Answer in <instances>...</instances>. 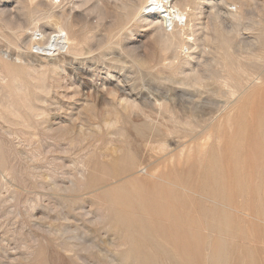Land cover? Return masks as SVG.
<instances>
[{"label": "rangeland", "instance_id": "obj_1", "mask_svg": "<svg viewBox=\"0 0 264 264\" xmlns=\"http://www.w3.org/2000/svg\"><path fill=\"white\" fill-rule=\"evenodd\" d=\"M82 1L0 0V264H264V189L252 202L220 185L225 142L215 140L264 86V0H191L189 49H166L154 25L129 22L116 0ZM214 6L240 16L239 39L253 50L226 49ZM56 22L72 39L68 55L59 51L68 62L47 51L50 40H36L41 29L56 35ZM69 62L102 70L82 78ZM116 74L129 80L126 95ZM222 192L234 206L218 205ZM235 199L253 213L237 212ZM172 209H189L192 225L170 219Z\"/></svg>", "mask_w": 264, "mask_h": 264}, {"label": "bare ground", "instance_id": "obj_2", "mask_svg": "<svg viewBox=\"0 0 264 264\" xmlns=\"http://www.w3.org/2000/svg\"><path fill=\"white\" fill-rule=\"evenodd\" d=\"M30 1V0H29ZM32 1V0H31ZM50 7H54V6H60L62 4V2L64 0H47ZM74 0H68V2L71 4L73 3ZM76 1V0H75ZM117 2H119V7L121 9L124 10V12L126 11L127 16H128V20L129 22L132 20H139L141 22H146L148 25H154L155 31L158 32L159 34V40H161L162 44L164 45V47L166 49H170L172 47H176V48H183L186 47V49H189L191 46L187 47V43L186 40H192V42L195 44L196 40L194 36L195 34V30H194V25H190V17H191V8H190V2L191 0H139L138 3L135 2V0H116ZM197 1V0H196ZM232 1V0H231ZM81 2L86 3L84 1L81 0ZM113 2V1H112ZM202 2V0H201ZM226 0H223V3H225ZM67 3V4H69ZM97 3V2H96ZM99 3V2H98ZM101 3V2H100ZM193 3V2H192ZM199 3V2H198ZM215 3V2H214ZM66 4V3H65ZM227 4V3H226ZM37 5V4H36ZM74 5V4H73ZM197 5V4H196ZM215 5V4H213ZM245 5V4H244ZM247 5V4H246ZM93 6V5H92ZM99 6V5H98ZM193 6V5H191ZM195 6V5H194ZM199 6V5H198ZM201 6V4H200ZM73 8V7H72ZM188 8V10H186ZM190 8V9H189ZM212 8V7H211ZM100 9V8H99ZM194 9V7H193ZM35 10V9H34ZM45 10V9H44ZM70 11V9H68ZM199 10V9H198ZM85 11V10H84ZM194 11V10H193ZM34 12V11H32ZM37 12V11H36ZM71 12V11H70ZM86 12V11H85ZM95 12V11H94ZM195 12H196V8H195ZM198 12V11H197ZM69 13V12H67ZM225 13V12H224ZM222 13V10L220 7L216 8L214 6V12L213 14L210 16L211 17V21H213V26L216 30H218L219 34V40H223L224 45H226V49L231 51L232 55L238 56L237 54V49L240 48L239 44H242V49L244 53H248L250 52L253 46L254 42H250L248 43H244V41H242L241 39H239L240 35H241V28L244 26L243 22H240V19H237V15H233V14H224ZM49 16L48 19H55L57 18V16L53 13V12H49L48 13ZM98 15H100L99 13H96ZM198 14V13H197ZM237 14V13H236ZM32 15V14H30ZM41 15V14H40ZM43 15V14H42ZM119 15V14H118ZM200 15V14H199ZM207 15V14H205ZM46 16V14H45ZM59 16V14H58ZM103 16V15H102ZM193 16V15H192ZM208 16V15H207ZM40 17V16H39ZM42 17V16H41ZM40 17V18H41ZM195 17V16H194ZM206 17V16H205ZM240 17V16H239ZM238 17V18H239ZM29 18V17H28ZM33 18V17H32ZM46 18V17H45ZM68 18V17H66ZM119 18V16H118ZM43 19V18H41ZM103 19V18H102ZM121 19V18H120ZM196 19V18H195ZM202 19V18H201ZM40 20V19H39ZM122 20V19H121ZM197 20V19H196ZM243 20V19H242ZM202 21V20H200ZM204 21V20H203ZM207 20L205 19V22ZM30 22V21H29ZM35 22V21H34ZM37 22V21H36ZM192 22V21H191ZM199 22V21H198ZM208 22V21H207ZM210 22V21H209ZM65 23V22H64ZM135 23H138L135 22ZM31 24V23H30ZM122 24V23H121ZM132 24V23H131ZM130 24V26H131ZM202 24V23H201ZM258 24V23H257ZM47 25V24H46ZM52 25V24H51ZM55 28H56V35H51V33H54L55 31H47L46 29H41L42 31H38L39 35L38 38L36 40H50L49 42V48L47 49L48 52H58V60H61L62 62L65 61H70L69 59H67L65 57V55H62L61 53L59 54V51L62 49H65V54L66 52H68L70 49L69 46V42L70 37L68 35L67 32H65L64 27L62 26V24L59 23H55ZM52 25V26H54ZM66 25V24H65ZM64 25V26H65ZM198 25V24H197ZM200 25V24H199ZM203 25V24H202ZM201 25V26H202ZM32 26V25H31ZM74 26V24H73ZM129 26V27H130ZM120 27V26H119ZM118 27V28H119ZM199 27V26H198ZM30 28V27H29ZM41 28V27H40ZM49 28V27H48ZM117 28V31H118ZM126 28V27H125ZM213 28V29H214ZM38 29V28H37ZM51 29V28H50ZM68 29V28H66ZM170 31H169V30ZM208 29V28H207ZM247 30H251L249 26L246 27ZM49 30V29H48ZM198 30L200 31V29L198 28ZM264 30V29H263ZM72 31V30H71ZM123 31V30H122ZM168 31V32H167ZM213 31V30H212ZM35 32V31H34ZM154 32V31H152ZM156 32V33H157ZM216 32V31H215ZM201 33V32H200ZM71 34V33H70ZM119 34V33H118ZM203 34V33H202ZM120 35V34H119ZM197 35V34H196ZM210 35V34H209ZM254 35V34H253ZM33 36V35H32ZM203 36V35H200ZM205 36V34H204ZM214 36V35H212ZM15 37V36H14ZM74 37V36H73ZM123 37V36H121ZM34 38V37H33ZM200 38V37H199ZM122 39V38H121ZM93 40V39H92ZM213 40V39H211ZM198 41V40H197ZM191 42V41H190ZM199 42V41H198ZM156 43V42H155ZM72 44V43H71ZM189 44V43H188ZM197 44V43H196ZM256 44V43H255ZM193 45V44H192ZM201 46V44H200ZM215 46V45H214ZM48 47V46H47ZM109 47V46H108ZM193 47V46H192ZM195 47V46H194ZM198 47V46H197ZM72 49L73 46H72ZM111 49V48H110ZM185 49V48H184ZM76 50V49H75ZM105 50V48H104ZM108 50V49H107ZM74 51V50H73ZM109 51V50H108ZM179 51V50H178ZM72 52V51H71ZM181 52V51H180ZM264 53V52H263ZM8 54V53H7ZM51 54V53H50ZM71 54V53H70ZM74 54V53H73ZM72 54V55H73ZM79 54V53H78ZM180 54V53H179ZM257 54V53H255ZM68 55V54H66ZM80 55V54H79ZM244 55V54H243ZM259 52H258V56H259ZM8 58V55H5ZM74 56V55H73ZM246 56V55H245ZM255 56V55H254ZM75 57V56H74ZM172 57V56H171ZM18 58V57H17ZM78 58V57H77ZM166 58V57H165ZM240 58V57H239ZM10 59V57H9ZM79 59V58H78ZM102 59V58H101ZM106 59V58H105ZM236 59V58H235ZM249 60V58H247ZM76 60V57L75 59ZM84 59H82L83 62ZM104 60V59H103ZM140 60V59H139ZM224 60V59H223ZM222 60V61H223ZM238 60V59H237ZM244 60V59H243ZM81 61V60H80ZM90 61V60H89ZM99 61V60H98ZM112 61V60H109ZM16 62V61H15ZM60 62V61H59ZM75 62V61H74ZM100 62V61H99ZM107 62V61H106ZM118 62V61H117ZM238 61H236L235 63H237ZM54 63V62H53ZM80 63V62H79ZM103 63V62H102ZM64 64V63H63ZM69 65V67L71 68L72 73H75L77 76L82 77V78H86V77H93L95 75L96 72H98L99 75V71L102 70L100 68H98L97 66H92L89 65L87 67H81V68H76L74 67L72 64L67 63ZM82 64V63H80ZM95 64V63H93ZM134 64V62H133ZM238 64V63H237ZM246 64V63H245ZM260 64V63H258ZM57 65V64H56ZM102 65V64H101ZM104 65V69L106 68L107 70L109 68H116L115 64H103ZM67 66V65H65ZM118 66V65H117ZM121 66V64H120ZM224 66V65H223ZM58 67V66H57ZM123 67V66H122ZM118 68V67H117ZM239 68V67H238ZM11 69V67H10ZM103 69V70H104ZM119 69V68H118ZM227 69V68H226ZM241 70V69H240ZM11 73V70H9ZM109 71V70H108ZM107 71V72H108ZM120 72L121 67H120ZM238 71V70H237ZM243 71V70H242ZM248 71V70H247ZM228 72V71H227ZM263 72V71H262ZM106 73V72H105ZM110 73V72H109ZM108 73V75H109ZM229 73V72H228ZM245 73V72H244ZM250 73V72H249ZM261 73V72H260ZM127 74V73H126ZM172 74V73H171ZM12 75V74H11ZM29 75V74H28ZM107 75V76H108ZM117 75V74H116ZM124 75V73H123ZM121 76V75H117L114 76L117 80L116 84H115V88L117 90H119L122 94H125V92H127L128 88L125 87H121L120 85H123L125 82H128V78L125 76ZM174 75V73H173ZM231 75V74H230ZM234 75V73H233ZM247 72H246V76H247ZM252 75V74H251ZM227 76V75H226ZM253 76V75H252ZM258 76V75H257ZM113 77V76H112ZM113 77V79H114ZM138 77V76H137ZM140 77V76H139ZM232 77V76H231ZM234 77V76H233ZM245 77V76H244ZM251 77V76H250ZM224 78V77H223ZM240 78V77H239ZM249 78V77H248ZM107 79V78H105ZM235 79V77H234ZM133 80V79H132ZM179 80V79H178ZM219 80V79H218ZM228 81L230 79H227ZM112 81V80H111ZM136 81V80H135ZM141 81V79L139 80ZM231 81V80H230ZM239 81V80H238ZM244 81V80H243ZM247 81V80H246ZM44 82V81H43ZM106 82V81H104ZM170 82V81H169ZM226 82V81H225ZM245 82V81H244ZM88 83V82H87ZM13 84V83H12ZM91 84V83H90ZM130 84V83H129ZM128 84V85H129ZM134 84H136L134 82ZM241 84V83H240ZM239 84V85H240ZM141 85V84H140ZM228 85V84H227ZM260 85V84H259ZM258 85V86H259ZM16 86V85H15ZM103 86V85H102ZM130 86V85H129ZM221 86V85H220ZM243 86V85H241ZM97 87V86H96ZM100 87V86H99ZM137 87V85H136ZM183 87V86H182ZM190 87V86H189ZM195 87V86H194ZM223 87V86H222ZM225 87V86H224ZM223 87V88H224ZM229 87V86H228ZM18 88V87H17ZM20 88V87H19ZM87 88V87H86ZM92 88V87H91ZM98 88V87H97ZM104 88V87H103ZM131 88H133L131 86ZM227 88V87H226ZM242 88V87H241ZM110 89V88H109ZM171 89V88H170ZM225 89V88H224ZM231 89V88H230ZM131 90V89H130ZM233 90V89H231ZM23 91L22 89L20 90V92ZM129 91V90H128ZM134 92V91H133ZM141 92V91H140ZM139 92V93H140ZM229 92V91H228ZM129 93V92H128ZM138 93V94H139ZM153 93V92H152ZM190 93V92H189ZM232 93V92H230ZM3 94V93H2ZM25 94V92H24ZM137 94V95H138ZM141 94V93H140ZM229 94V93H228ZM6 95V94H5ZM131 95V94H130ZM129 95V96H130ZM234 95V93H233ZM236 95V94H235ZM97 96V95H96ZM121 96V95H120ZM230 96V95H229ZM240 96V94H239ZM248 96V95H247ZM250 96V95H249ZM251 99L249 102H245L244 104H241V106L239 105L237 114L234 115L232 118L227 117V121H228V125L227 123L225 125L229 126L225 128H227L226 130L223 131L222 136L219 138L217 137L218 142H222L224 141L225 143V147L222 148L221 152H220V157H221V161H222V165L225 168V172L222 176H220V178L218 179V182L220 185L225 186L227 191L230 190L231 193L238 195L240 193H242L243 195H245L247 197V201L251 200L253 201H257L259 198V194L257 193V188H263L264 189V86H259V88H257L254 92H252L251 95ZM131 97V96H130ZM134 97V96H133ZM141 97V96H140ZM42 98V97H41ZM127 98V97H126ZM134 100H137L138 98L134 97ZM142 98V97H141ZM165 98V97H163ZM23 99V98H22ZM43 99V98H42ZM132 99V98H131ZM152 99V98H151ZM150 99V101H151ZM155 99V98H154ZM158 99V98H157ZM232 99V98H231ZM25 100V99H24ZM38 100V98H37ZM148 100V99H147ZM156 100V99H155ZM27 100H25L26 102ZM41 101V100H40ZM125 102V101H124ZM157 102V101H155ZM30 103V102H29ZM216 103V102H215ZM221 103V102H220ZM151 104V103H150ZM219 104V103H218ZM240 104V103H238ZM219 106V105H218ZM195 107V106H194ZM193 107V108H194ZM34 108V107H33ZM236 108V107H235ZM214 109V108H213ZM221 109V108H220ZM225 110V109H224ZM234 110V109H233ZM17 114H18V110ZM13 110V112H16ZM158 111V110H157ZM201 111V110H200ZM232 111V110H231ZM230 111V112H231ZM229 112V114H230ZM202 113V111H201ZM207 113V112H206ZM240 113V115H239ZM16 114V115H17ZM38 114V113H37ZM41 114V113H40ZM129 114V113H128ZM205 114V113H204ZM232 114V113H231ZM34 116V115H33ZM113 116V115H112ZM205 116V115H204ZM226 115H224L225 117ZM231 116V115H230ZM30 117V116H29ZM161 117V116H160ZM127 119V118H126ZM225 119V120H226ZM102 120V119H101ZM129 120V119H128ZM224 120V123L226 122ZM105 121V120H104ZM103 121V122H104ZM197 121V120H196ZM223 124V122L221 123V125ZM186 126V125H185ZM218 126V125H217ZM223 126V128H224ZM222 126H220L219 123V127L221 128ZM196 128V127H195ZM194 128V129H195ZM176 129V128H175ZM197 129V128H196ZM212 129V128H211ZM179 130V129H178ZM218 130V129H217ZM220 130V129H219ZM226 131V132H225ZM159 132V131H158ZM188 132V131H187ZM215 130H212V133L214 135ZM219 132V131H218ZM191 133V132H190ZM211 133V132H208ZM217 133V132H216ZM226 133V134H225ZM167 134V133H166ZM207 134V133H205ZM220 134V133H219ZM218 134V135H219ZM125 135V133H124ZM210 136H208V139H210L209 137H211V134H209ZM170 137V136H169ZM203 137V136H202ZM200 138L201 140H204L203 138ZM205 137V136H204ZM215 137V136H214ZM207 138V136H206ZM205 138V139H206ZM213 138V137H212ZM207 139V140H208ZM214 140V138H213ZM171 141V140H170ZM206 142V140H205ZM215 142V141H214ZM220 142V143H221ZM216 143V142H215ZM219 143V145H220ZM201 144V143H200ZM199 144V145H200ZM207 144V143H206ZM205 144V145H206ZM223 144V143H222ZM221 144V145H222ZM204 145V148H206L207 146ZM203 147V145H202ZM213 147V146H212ZM200 149V148H199ZM207 150H209V146L207 148ZM215 150V149H214ZM218 150V148L216 147V151ZM203 151V150H200ZM210 154V153H209ZM208 154V155H209ZM181 155V154H180ZM206 156V155H205ZM204 157V156H203ZM203 157L202 159V163L205 162L206 160H209L211 158V156L206 160L204 159L203 161ZM198 158V159H200ZM196 159V160H198ZM218 159V158H216ZM245 159V161H243ZM195 160V159H194ZM193 162L195 163L196 161ZM220 160V159H218ZM210 162V161H208ZM187 164V163H185ZM197 164H199V160L197 161ZM196 164V165H197ZM206 164V163H205ZM204 164V165H205ZM199 166V165H198ZM221 166V165H220ZM205 167V166H203ZM200 168V167H199ZM196 169H198V167H196ZM204 169V168H203ZM196 171V170H195ZM211 171V169H210ZM209 171V173H211ZM187 173V172H186ZM207 172V175H210ZM204 174V173H203ZM198 175V174H197ZM206 175V176H207ZM164 176V175H162ZM159 177L158 180L165 183H169L171 180L165 179L163 177ZM176 176V175H175ZM194 176V174H193ZM171 177V176H169ZM198 177V176H197ZM201 177V176H200ZM199 178V177H198ZM202 178V177H201ZM200 178V179H201ZM203 179V178H202ZM174 180H176L177 182L181 181V177H176ZM182 182V181H181ZM180 182V183H181ZM202 182V181H201ZM203 182H207V181H203ZM202 182V184H203ZM172 183V182H171ZM174 183V182H173ZM177 184V183H176ZM195 183H193L194 185ZM200 184V183H199ZM179 185V184H178ZM181 188L183 190H196L197 188L192 187V188H188L187 186L184 185V183L180 184ZM191 185V184H189ZM190 187V186H189ZM203 189V188H202ZM234 190V191H233ZM193 194V193H192ZM232 194V195H233ZM262 194V192H261ZM198 195V194H197ZM196 195V196H197ZM177 196V195H176ZM200 197V195H198ZM236 197V196H235ZM242 197V196H241ZM171 198V197H170ZM204 198V197H203ZM244 199V198H243ZM204 200H206L204 198ZM229 198L226 197V194L224 192H222L220 194V197L218 198V205L220 204H225L227 207H231L234 206V204H232L231 201H228ZM236 200V199H235ZM211 201V200H210ZM228 201V202H227ZM170 202V201H169ZM212 202V201H211ZM210 202V203H211ZM237 206L235 208L237 212H239L240 210H243V212H246V214L248 213V211L252 212V210L250 209V207L246 206L245 211L244 207L242 209V205H241V200H236L235 203H237ZM256 203V202H255ZM133 203H130L128 205H131ZM217 204V203H215ZM122 205V204H121ZM137 205V204H136ZM155 204H152V206ZM165 205V204H164ZM161 203H157L156 206V210L159 211V207L160 208H164L165 210H169V207L164 206ZM211 205V204H210ZM209 205V206H210ZM241 205V206H240ZM258 205V204H257ZM126 206V205H125ZM123 207V206H122ZM133 207V206H132ZM234 208V207H233ZM124 209V207H123ZM125 209H130L128 206ZM133 209V208H131ZM130 209V211H131ZM228 209V208H227ZM230 210V209H228ZM257 210V209H256ZM122 211V210H121ZM134 211V210H133ZM132 211V212H133ZM155 211V213L157 212ZM170 211V210H169ZM235 211V210H234ZM128 212V211H127ZM126 212V214H127ZM131 212V213H132ZM162 212H164L162 210ZM258 212V211H257ZM123 213V212H121ZM139 213V212H136ZM158 213V212H157ZM168 213V212H167ZM235 213V212H234ZM241 213V212H240ZM253 213V212H252ZM120 214V212H119ZM130 214V213H129ZM164 213H162L163 215ZM168 217H170V219L174 220V219H178V220H183L188 222V224L192 225V217H189L190 214V210L188 209L185 212H182V210H174L172 209V211L170 213H168ZM121 215V214H120ZM124 215V214H123ZM135 215V214H134ZM249 214H247L248 216ZM119 216V215H118ZM122 216V215H121ZM125 216V215H124ZM131 216V215H130ZM151 216V215H150ZM157 217V216H156ZM202 217V216H201ZM249 217V216H248ZM127 218V217H126ZM219 219H221V217H218ZM252 218V217H251ZM206 219V218H205ZM123 220V219H122ZM195 220V219H194ZM257 220V219H256ZM134 223V222H133ZM204 224V223H203ZM169 225V224H168ZM195 225V224H194ZM198 225V224H197ZM196 225V228L199 227ZM205 225V224H204ZM175 226V225H174ZM129 227V226H128ZM133 227V226H131ZM129 227V228H131ZM138 227V226H137ZM206 227V226H205ZM122 229V227H120ZM134 228V227H133ZM132 228V229H133ZM155 229H158V227H154ZM154 228H152L154 230ZM193 230H195V227H192ZM216 228V227H215ZM171 230L174 231H178L180 228L179 226H176L173 228V226H170ZM129 230V229H128ZM127 230V231H128ZM135 230H143L140 228H135ZM206 230V229H205ZM228 230V229H227ZM126 231V232H127ZM134 231V230H133ZM181 231V229H180ZM199 231V230H198ZM207 231V230H206ZM216 231V230H214ZM130 232V231H129ZM132 232V230H131ZM137 232V231H136ZM135 235V234H134ZM127 236V235H126ZM133 236V235H132ZM126 238V237H125ZM137 247V246H136ZM264 249V248H263ZM140 250V249H138ZM220 254V253H219ZM264 254V252H263ZM217 255V254H216ZM221 256V255H220ZM220 256H217L218 258ZM217 259V258H216ZM140 264V263H139Z\"/></svg>", "mask_w": 264, "mask_h": 264}]
</instances>
